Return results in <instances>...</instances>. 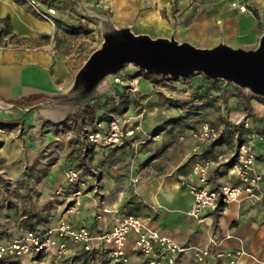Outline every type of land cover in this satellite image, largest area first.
<instances>
[{
	"label": "crops",
	"instance_id": "obj_1",
	"mask_svg": "<svg viewBox=\"0 0 264 264\" xmlns=\"http://www.w3.org/2000/svg\"><path fill=\"white\" fill-rule=\"evenodd\" d=\"M34 1L46 14L51 12L54 26L23 0H0V41L10 42L8 47L0 46V140L3 147L11 144L14 152L16 142L33 150L76 136V129L68 125L77 120L86 103L80 102L85 85L78 77L84 57L101 46L106 33L128 29L136 36L175 40L196 48L213 49L225 45L245 51L256 50L264 36V0H46V4ZM233 4L246 6L247 10L240 11ZM70 6L91 18L89 26L93 27L89 37L75 38L77 44L71 47L59 43L60 39L73 42L64 36L59 23L73 16ZM103 23L107 24L106 28ZM56 40L58 47H55ZM112 81L111 78L106 82L111 83L108 90L120 91L123 86H113ZM143 81L149 85L142 89ZM143 81L138 90L142 95H151L153 85L148 80ZM108 90L97 86L87 100L106 92L110 95ZM248 101L246 107L237 103L232 107L230 125L244 119L248 105L251 120L264 131V100L253 96ZM73 112L75 115L71 116ZM234 134L229 127L221 139L202 147L200 155L213 159L221 154L232 155L222 167L212 170L216 185L237 183L236 178L228 175L236 161ZM194 146L191 142V164L183 174L177 178L173 174L159 176L138 185L136 192L143 208L136 214L148 227L190 248L177 264H200L194 260L193 251L210 246L214 252L225 254L244 251L236 264H264V182L260 200L242 196L224 209L210 212L200 221L195 220L189 215L194 199L189 186L194 182V163L200 157L193 152ZM99 148L111 153L119 146L95 147ZM231 150L235 152L232 154ZM256 155V167L264 174V135L256 143ZM58 169L51 168L46 173L43 178L46 186L62 180L64 172ZM103 209L106 212L102 213ZM127 214L130 212L123 208H97L87 199L83 200L79 212L70 213L77 227H87L94 234L111 231ZM98 215L101 219H97ZM132 246L133 237L130 236L126 243L129 264H144L145 260L132 252ZM95 247L92 253L104 250L109 264V249L99 243ZM92 253L70 245L67 255ZM227 262V258L217 259L213 253L204 264Z\"/></svg>",
	"mask_w": 264,
	"mask_h": 264
},
{
	"label": "rangeland",
	"instance_id": "obj_2",
	"mask_svg": "<svg viewBox=\"0 0 264 264\" xmlns=\"http://www.w3.org/2000/svg\"><path fill=\"white\" fill-rule=\"evenodd\" d=\"M41 2L46 4L48 1ZM70 8L73 16L59 23L64 36L73 42L60 39L59 43L71 47L77 44L75 38L89 37L93 27L89 26L91 18L82 15L73 6ZM48 14L55 21L51 12ZM82 19L85 21L82 22ZM9 43L0 41V46L8 47ZM93 53L84 57V65ZM134 66L125 65L98 84L100 89L108 90L111 83L106 82L112 78L113 86H123L120 91L108 90L110 95L106 92L91 101L87 98L80 100L86 103H83L77 120L68 125L77 132L69 140L47 147L37 146L33 150L16 142V152L11 144L6 143L3 147L4 143L0 140V246L26 231L56 229L62 220L72 221L75 218L71 217L69 211L77 202L80 203V209L84 199L96 204L97 208H123L138 216L136 213L143 208L136 192L140 183L164 175L173 174L177 178L189 169L191 142L195 145V141L186 136L203 123H210L224 133L230 127L229 117L236 103L246 107V102L249 103L248 99L253 96L264 100V97L248 88L223 79H210L202 73L174 79L171 76L150 74L138 67L135 71ZM143 80L153 85L154 92L151 95H142L138 90ZM147 85L149 83L143 81L141 88ZM143 110L146 113L142 130L126 139L113 152L95 149L86 142L85 132L95 122H109L114 117L131 118ZM128 111L130 113L126 115ZM245 111L244 118L251 120L252 112L248 105ZM251 122L253 130L263 138L264 131L258 129L255 121ZM184 137L185 140H182ZM231 152L233 154L235 150ZM230 157L229 154H221L216 159L212 158L215 168L222 167ZM51 168L61 169L64 175L58 184L46 186L43 178ZM69 169L83 170L79 182L72 186H68L65 180ZM136 179L139 181L135 182ZM0 264L108 263L104 250L99 249L92 254L75 256H57L53 253H32L22 257L6 255L0 258Z\"/></svg>",
	"mask_w": 264,
	"mask_h": 264
},
{
	"label": "built area",
	"instance_id": "obj_3",
	"mask_svg": "<svg viewBox=\"0 0 264 264\" xmlns=\"http://www.w3.org/2000/svg\"><path fill=\"white\" fill-rule=\"evenodd\" d=\"M23 1L27 2L35 13L55 25L36 1ZM233 7L240 11L247 10L246 6L233 4ZM145 113L146 110H143L131 118L114 117L109 122L97 121L87 128L85 140L95 147L121 146L126 139L142 130ZM230 128L236 129L234 139L237 153L236 161L228 170V175L236 178L235 185L229 183L216 185L212 179L215 161L208 155H200L203 145L221 139L223 132L210 123H203L196 131L186 136L195 141L193 152L200 155L193 166L194 182L189 186L194 198L189 215L195 220L200 221L206 214L224 209L231 203L239 201L242 196L253 201L261 198L264 174L256 167V143L262 137L253 130L252 122L248 118L232 123ZM182 140H185V137ZM82 174L83 170L69 169L65 176L67 185L78 183ZM79 206L80 203L77 202L69 212L77 213ZM104 212L105 209L102 210V213ZM97 219H101V215H98ZM130 236L133 237L132 252L142 257L145 260L144 264H177L181 257L190 251L188 246L148 227L140 217L127 214L120 218L111 231L102 234H94L87 227H77L70 219L62 220L56 229L26 231L20 237L0 246V258L6 255L22 257L32 253H53L63 256L69 253L70 245L77 246L86 253H92L96 249L95 245L99 243L109 249V264H129L126 243ZM53 239L57 240L56 244ZM213 253L217 259L227 258L228 262L225 264H236L245 254L244 251L226 254L214 252L210 246L195 249L192 255L196 262L204 264Z\"/></svg>",
	"mask_w": 264,
	"mask_h": 264
},
{
	"label": "water",
	"instance_id": "obj_4",
	"mask_svg": "<svg viewBox=\"0 0 264 264\" xmlns=\"http://www.w3.org/2000/svg\"><path fill=\"white\" fill-rule=\"evenodd\" d=\"M109 34L79 74V82L85 85L82 100L105 77L127 64L174 79L202 73L210 79L233 82L264 97V36L256 50L245 51L225 45L213 49L196 48L175 40L136 36L128 29Z\"/></svg>",
	"mask_w": 264,
	"mask_h": 264
},
{
	"label": "bare ground",
	"instance_id": "obj_5",
	"mask_svg": "<svg viewBox=\"0 0 264 264\" xmlns=\"http://www.w3.org/2000/svg\"><path fill=\"white\" fill-rule=\"evenodd\" d=\"M106 26H107V24L106 23H103V27L104 28H106ZM114 33H116V31H112V32H110V34L109 33H106V34H109V35H112V34H114ZM143 221V220H142ZM144 222V221H143ZM53 241H54V244H56L57 243V240L56 239H53Z\"/></svg>",
	"mask_w": 264,
	"mask_h": 264
},
{
	"label": "trees",
	"instance_id": "obj_6",
	"mask_svg": "<svg viewBox=\"0 0 264 264\" xmlns=\"http://www.w3.org/2000/svg\"><path fill=\"white\" fill-rule=\"evenodd\" d=\"M35 99H33V100H31V101H34ZM232 129V131L235 133V131H236V129H234V128H231Z\"/></svg>",
	"mask_w": 264,
	"mask_h": 264
}]
</instances>
